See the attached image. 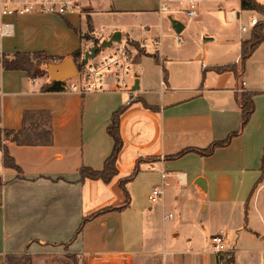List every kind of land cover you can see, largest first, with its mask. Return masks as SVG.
I'll return each mask as SVG.
<instances>
[{"label": "crops", "instance_id": "0c3cea01", "mask_svg": "<svg viewBox=\"0 0 264 264\" xmlns=\"http://www.w3.org/2000/svg\"><path fill=\"white\" fill-rule=\"evenodd\" d=\"M256 1L264 5V0ZM81 2L88 11L80 14L86 23L74 16L23 17L26 22L15 23V36L3 43L4 53L44 52L55 60H75L74 53L80 52L79 63L93 46L120 32L121 41L133 47L135 99L111 91L48 92V73L30 78L0 63L5 130L19 131L27 111H48L53 124L50 146L4 141L21 175L4 167L0 149V264L10 255L29 256L32 264L74 255L80 264H89L93 255L102 253H127V264H139L145 254L160 253V241L167 256L161 264H216L211 238L217 234L226 235L228 246L230 237L235 240L234 264L243 261L245 253H250L246 264H264V202L260 205L258 197L264 175L256 195L248 196L261 177L251 168L261 158L264 143L261 130L255 136L249 126L256 105L244 131L228 146L209 156L199 153L238 132L241 94L264 88V42L244 71L240 66L237 75L215 70L240 65L242 44L254 28L250 20L260 23L264 16L243 10L241 0H196L195 19L159 13L158 0ZM172 20L183 25L180 33ZM144 41L148 44L142 47ZM124 106L118 175L110 183L81 180L83 167L104 169L114 148L108 128L113 114ZM185 150L193 151L174 157ZM136 167L140 171L127 185L128 206L102 212L126 205L120 183ZM155 187L163 194L153 203L149 196ZM212 208L217 214L206 218ZM230 208L233 214L228 215ZM99 212L71 242L83 219Z\"/></svg>", "mask_w": 264, "mask_h": 264}, {"label": "built area", "instance_id": "2783aa9c", "mask_svg": "<svg viewBox=\"0 0 264 264\" xmlns=\"http://www.w3.org/2000/svg\"><path fill=\"white\" fill-rule=\"evenodd\" d=\"M158 2V12L161 14H168L174 18L177 15H184L188 19L198 17L199 7L196 0H158ZM82 13L81 0H0V59L6 56L3 43L15 36V23L19 18L30 15L64 18ZM258 23L256 18L250 20L252 27ZM247 30L246 26L242 27L243 32H247ZM146 44L148 43L144 41L141 46L145 47ZM177 44H182L179 35L177 36ZM110 48L112 51L103 57L96 55L94 59H90L85 64L79 62L76 76L58 81L61 88L58 92L86 95L111 91L126 93L129 95L130 101H133L136 93L134 81L137 78L132 65L133 47L127 42L120 41L106 49ZM2 97L3 93L0 91V102ZM4 132L5 127L0 111V134L4 136ZM162 194V189L155 187L149 196V200L153 203L157 202ZM227 247L226 235L217 234L211 238V250L216 256V264H231V258L238 250ZM129 260L130 257L127 253H102L93 255L89 264H127Z\"/></svg>", "mask_w": 264, "mask_h": 264}, {"label": "trees", "instance_id": "16d2710c", "mask_svg": "<svg viewBox=\"0 0 264 264\" xmlns=\"http://www.w3.org/2000/svg\"><path fill=\"white\" fill-rule=\"evenodd\" d=\"M241 7L243 10L256 11L257 13L264 16V5L259 4L256 0H241ZM89 29L91 30V18L87 19ZM85 38H89V35H86ZM264 42V21L258 23L252 31L251 37L249 40L244 41L242 44V53L240 65L238 64H229L226 66L216 67L215 70L218 73L233 72L237 75L239 66L242 71L245 70L247 60L252 56L254 51ZM81 53H74L73 57L76 61H79L81 58ZM32 57L38 58L40 61L34 63ZM62 62L64 59L55 60L53 57H50L44 52L36 53H23L16 52L13 55V58H6L2 62V66L5 70L16 71L21 70L28 73L30 78H38L44 76L47 73L48 66L50 61ZM45 91H60V84L58 82L52 81L50 85L44 88ZM258 92H243L240 97V106L242 110V123L241 128L238 132L231 134L225 141L215 142L206 149L199 150V153L204 156L211 155L217 148L228 146L232 139L239 136L246 126L248 125L252 115L255 112V103L254 97ZM126 106L118 110L113 114L111 124L108 128L109 135L114 140V148L112 154L105 162L104 169L101 171L93 170L87 167L81 169V180L91 179V180H102L104 183H110L117 175L118 168L117 162L120 156V153L124 147V142L121 136L120 131V118L123 112L126 110ZM4 141H11L18 146H50L53 142V124H52V115L48 111H27L24 114L23 127L19 131H7L5 130ZM1 134H0V149L3 151V164L5 168L15 170L18 175L22 174L21 168L16 164L14 158L11 156L8 147L4 144ZM193 150H185L175 155V158H179L191 152ZM139 167H136L134 172L122 180L120 183V188L125 194L126 205L121 208H110L105 209L102 212H109L110 210H123L128 206L130 202V194L127 190V185L133 181L135 176L139 172ZM0 185H2V179L0 178ZM102 212L95 213L90 217L83 219L80 227L76 231L73 242L78 235L82 232L84 226L93 218L102 214ZM68 246V245H67ZM69 258L74 261V264H80L76 256L68 255ZM6 264H32V260L29 256H16L10 255L6 259ZM86 264V263H84ZM231 264H234V256L231 258Z\"/></svg>", "mask_w": 264, "mask_h": 264}, {"label": "rangeland", "instance_id": "374dc122", "mask_svg": "<svg viewBox=\"0 0 264 264\" xmlns=\"http://www.w3.org/2000/svg\"><path fill=\"white\" fill-rule=\"evenodd\" d=\"M101 1L102 0H97V4L100 5L101 4ZM86 12H88V11L87 10H84V8H83V14H86ZM72 16L76 17L77 19H80V23H83V24L86 23V17H85V15L80 16V14H77V15H72ZM72 16H68L67 19L71 18ZM22 19H24V18L23 17L22 18H19L18 21H17V23H25L26 22V20H22ZM85 37L86 36H84V38ZM5 41H7V40H5ZM96 45H100V43L99 44H96ZM111 51H112L111 48L110 49H104L102 51H99L97 53V56L98 57H103V56L109 54ZM136 53L137 52H135L134 55ZM8 57L9 58H13V55L12 56H4L3 59H0V63L2 64L3 60L6 59V58H8ZM32 61L36 64L40 60L38 58H36V57H32ZM55 63H56V61H54V60L53 61H50V65L55 64ZM261 88H263V86ZM255 105H256V112L253 115V118L251 119V121L249 123V126L251 127L250 130H254L255 136L261 130L260 134L261 135L263 134L262 137H261V139H262V138H264V88L261 89V91H259L255 95ZM258 128H260V129H258ZM1 137L3 139V136L2 135H1ZM3 141H4V139H3ZM251 169L252 170L253 169H258L260 171V173H261V175H260L261 177L258 180V182H256L254 184V186H251L250 187V189H249V195H248L250 198L251 197H254L256 195V191H257V189L259 187V184L258 183L260 182V180L263 178V175H264V143H263V147H262V156L258 160L257 165H254ZM263 182H264V180L262 181V184H263ZM261 190L258 193V197L260 198V205L264 202V189L262 191ZM238 207H240V206H238ZM248 207H249V209H246L247 210V214L250 213L251 203L247 205V208ZM235 209H234L235 217H238L237 215H239L240 209L239 208H237V210H235ZM243 210H244V206L242 208V213H243ZM232 212H233V210H232V208H230V209H228L226 211V214L230 215ZM212 214L213 215L217 214V211H214L213 208L210 209L207 214H205V217L206 218H209V215H212ZM173 215H174V218L176 219L177 218V212L173 213ZM230 238L228 239V241L230 242L229 243L230 245L227 247L228 249L229 248H234L233 245L235 244V240L234 239H231L230 240ZM183 247H186V245H183ZM159 250H160V253L159 254H157V253L145 254V257L146 258L144 257V258L140 259L141 261H139V264H161V261H163V259H165L167 257L166 256V253L162 252L163 248H162L161 241H160V244H159ZM249 256H250V253H245L244 258H243L244 260L241 261V262L239 260L237 264H246L248 261H250ZM135 262H137V261H135ZM36 264H74V261H72L71 258H69L68 256H66L65 258L64 257H54V258H49L47 260H40V261L36 262Z\"/></svg>", "mask_w": 264, "mask_h": 264}, {"label": "water", "instance_id": "95a60500", "mask_svg": "<svg viewBox=\"0 0 264 264\" xmlns=\"http://www.w3.org/2000/svg\"><path fill=\"white\" fill-rule=\"evenodd\" d=\"M172 22L175 31L180 33L183 29L181 22L178 20H172ZM121 40L122 34L120 32L114 33L108 41H104L100 45L93 46L89 51L84 53L80 63H87L90 59H94L99 51L109 48L114 43H119ZM80 63L72 60L71 58H67L62 62L49 65L47 73L50 76V79L55 82L72 78L76 76Z\"/></svg>", "mask_w": 264, "mask_h": 264}]
</instances>
